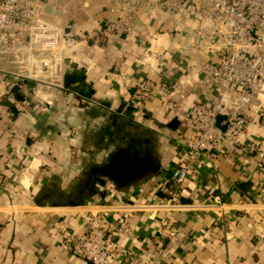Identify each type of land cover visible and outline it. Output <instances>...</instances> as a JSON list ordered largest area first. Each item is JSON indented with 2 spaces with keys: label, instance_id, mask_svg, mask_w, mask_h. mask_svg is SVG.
<instances>
[{
  "label": "crops",
  "instance_id": "0c3cea01",
  "mask_svg": "<svg viewBox=\"0 0 264 264\" xmlns=\"http://www.w3.org/2000/svg\"><path fill=\"white\" fill-rule=\"evenodd\" d=\"M79 5L81 31L107 18L95 2ZM194 17L188 6L173 22L160 11L130 35L89 42L57 86L29 83L50 103L33 119L15 118L0 96V264H89L57 235L117 219L115 207L129 203L139 206L128 217L133 236L115 237L129 254L112 264H135L150 250L160 214L148 207L173 189L170 172L189 134L181 120L201 99L180 49ZM143 84L144 99H134ZM246 136L258 150L218 156L215 168L192 163L179 187L186 208L171 219L156 264H264V109L250 111Z\"/></svg>",
  "mask_w": 264,
  "mask_h": 264
},
{
  "label": "built area",
  "instance_id": "2783aa9c",
  "mask_svg": "<svg viewBox=\"0 0 264 264\" xmlns=\"http://www.w3.org/2000/svg\"><path fill=\"white\" fill-rule=\"evenodd\" d=\"M66 2L0 0V96L15 118L36 115L50 105L30 97L29 83L57 86L63 65L79 58L89 42L130 35L138 24L148 26L160 11L170 22L185 6L195 15V26L180 49L190 63L201 99L186 109L181 120L189 134L182 143L183 158L170 172L173 189L148 207L160 214L151 248L134 260L135 264H156L173 237L171 219L186 208L179 187L192 171V163L215 168L218 156L256 148L246 128L250 111L264 109V0H94L107 18L98 29L87 32L64 21ZM46 9L59 14L47 15ZM10 60L15 67L6 71L1 65ZM146 90V85H140L132 97L142 101ZM217 115L225 119L217 122ZM6 123L12 125V120ZM219 208L227 211L229 207L220 204ZM138 209L135 203L121 204L114 209L117 219H88L83 231L60 233L57 240L89 264H112L129 254L115 237L133 236L128 217Z\"/></svg>",
  "mask_w": 264,
  "mask_h": 264
},
{
  "label": "rangeland",
  "instance_id": "374dc122",
  "mask_svg": "<svg viewBox=\"0 0 264 264\" xmlns=\"http://www.w3.org/2000/svg\"><path fill=\"white\" fill-rule=\"evenodd\" d=\"M68 3H70V5H71V10L69 11L68 9H67V7L65 8V10H66V14L64 15V21L66 22V23H68L70 26H72V27H79V25H81V20H83V16H81V14H79V12H78V10H74V8H75V6H76V8H79V4L80 3H82V2H84V3H86V2H94V0H66ZM66 2V3H67ZM90 7V6H89ZM88 7V8H89ZM45 14H47V15H53V16H58V14H55L54 13V11H50V10H48V9H46L45 10ZM85 17H87V16H85ZM82 18V19H81ZM7 64V63H6ZM6 64H3V65H1V67L3 68V69H5L6 71H11V70H9L10 68L9 67H6ZM8 65V64H7ZM40 84H43V83H40ZM43 85H45V84H43ZM46 86V85H45ZM47 87V86H46ZM48 87H51V86H48ZM28 89H29V92H30V97L32 98V99H43V101H47V99L46 98H48V96L47 95H44V94H39L38 95V93L37 92H34L33 90H31L30 89V85H28ZM50 108V105L47 107V108H45V110L43 111V112H40V113H38V114H36V115H32V116H24V117H22V118H32V117H37V116H39V115H41V114H44L46 111H48V109ZM33 119V118H32ZM9 127H12V125H9Z\"/></svg>",
  "mask_w": 264,
  "mask_h": 264
},
{
  "label": "water",
  "instance_id": "95a60500",
  "mask_svg": "<svg viewBox=\"0 0 264 264\" xmlns=\"http://www.w3.org/2000/svg\"><path fill=\"white\" fill-rule=\"evenodd\" d=\"M54 13L55 14H59L57 10H54ZM216 119H217V122H220L221 120L225 119V117L224 116L217 115ZM221 128L223 129V126Z\"/></svg>",
  "mask_w": 264,
  "mask_h": 264
}]
</instances>
